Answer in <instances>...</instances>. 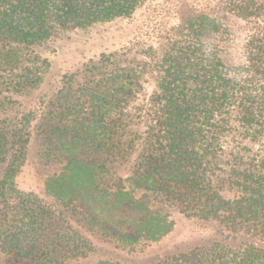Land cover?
<instances>
[{"label":"trees","instance_id":"obj_1","mask_svg":"<svg viewBox=\"0 0 264 264\" xmlns=\"http://www.w3.org/2000/svg\"><path fill=\"white\" fill-rule=\"evenodd\" d=\"M145 1L0 0V264H79L93 239L134 251L174 216L204 222L210 239L151 264H264V0L223 2L251 25L240 64L216 44L219 22L193 11L152 59L156 87L113 66L38 96L54 37ZM32 162L45 196L18 188Z\"/></svg>","mask_w":264,"mask_h":264},{"label":"rangeland","instance_id":"obj_2","mask_svg":"<svg viewBox=\"0 0 264 264\" xmlns=\"http://www.w3.org/2000/svg\"><path fill=\"white\" fill-rule=\"evenodd\" d=\"M226 0H147L129 17L98 22L90 27L65 31L50 42L46 56L51 61L42 65L43 81L37 90L38 96L54 93L56 81L65 75L79 74L77 82L84 83L93 78L107 75L115 68L121 71L129 67L141 70L149 79L145 90L156 87V65L154 57L164 55L169 42L180 35V26L193 11L204 12L221 25L219 45L225 60L237 65L244 60V49L251 34L250 23L223 9ZM91 72V73H90ZM76 76V75H75ZM64 81V80H63ZM67 88L80 87L69 78ZM74 92V91H73ZM72 92V93H73ZM37 162L28 163L19 173L16 182L23 192L46 195L47 175ZM124 177L128 173L122 172ZM44 195V196H45ZM47 197V196H46ZM173 230L158 241L140 244L134 251L124 250L116 242L93 239L95 250L79 264H151L159 258L186 250L191 245L209 240L210 227L195 218L174 216Z\"/></svg>","mask_w":264,"mask_h":264}]
</instances>
